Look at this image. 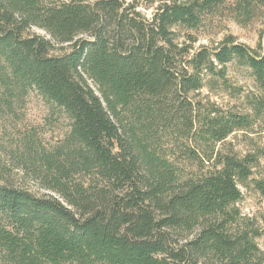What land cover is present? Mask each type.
Instances as JSON below:
<instances>
[{"label":"trees","instance_id":"trees-1","mask_svg":"<svg viewBox=\"0 0 264 264\" xmlns=\"http://www.w3.org/2000/svg\"><path fill=\"white\" fill-rule=\"evenodd\" d=\"M138 1L0 0V264H264L235 206L260 164L217 150L253 120L200 95L234 62L264 86V51L179 42L256 4ZM30 90L71 122L53 146L18 127Z\"/></svg>","mask_w":264,"mask_h":264},{"label":"rangeland","instance_id":"rangeland-1","mask_svg":"<svg viewBox=\"0 0 264 264\" xmlns=\"http://www.w3.org/2000/svg\"><path fill=\"white\" fill-rule=\"evenodd\" d=\"M253 3L256 4V9L251 18H234L235 16L230 15L229 12L222 11L198 30L180 29L179 42L192 44L194 49L201 46L213 49L227 40H232L249 47L257 54L263 53L264 2L259 3V0H254ZM138 5L143 14L151 17L155 7L145 9L146 5L142 0L138 1ZM33 32L47 36L44 31L37 28L33 29ZM200 95L224 109L249 114L253 120L250 127L236 130L218 145L217 150L225 154H236L240 158L251 155L260 164V168L255 169L251 178L239 184L242 199L235 206L249 225V231L264 253V193L257 187L264 181V109L256 111L251 106L252 101H261L264 105V86L250 69L234 62L226 67L224 79L209 80ZM22 114L23 122L19 123V129L37 128L48 146L55 145L69 132L71 122L67 115L61 109L43 100L34 90L29 91ZM187 169L190 172L199 173L194 164L188 165ZM14 177L21 178L19 173ZM28 186L37 190L33 184Z\"/></svg>","mask_w":264,"mask_h":264}]
</instances>
